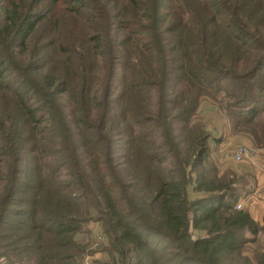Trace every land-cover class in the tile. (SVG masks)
I'll return each instance as SVG.
<instances>
[{
  "label": "trees",
  "instance_id": "obj_1",
  "mask_svg": "<svg viewBox=\"0 0 264 264\" xmlns=\"http://www.w3.org/2000/svg\"><path fill=\"white\" fill-rule=\"evenodd\" d=\"M222 133L264 149V0H0V264H264Z\"/></svg>",
  "mask_w": 264,
  "mask_h": 264
},
{
  "label": "rangeland",
  "instance_id": "obj_2",
  "mask_svg": "<svg viewBox=\"0 0 264 264\" xmlns=\"http://www.w3.org/2000/svg\"><path fill=\"white\" fill-rule=\"evenodd\" d=\"M222 141L219 144L213 145L211 149L210 158L219 168L220 172H232L238 177L248 178L247 184H253L255 190L246 201H240L241 205H246L254 218L259 219L264 214V149L258 148L257 145L248 142L247 139H238L236 137H231L226 135V133L221 134ZM248 142V143H246ZM238 144H250L252 148H256L254 157L243 163L234 162L230 155L232 148ZM259 180H261L259 182ZM256 184V185H255ZM89 228L93 231L92 236L96 241L94 247H99L100 243L105 242L104 237L101 236L100 225L96 222H91ZM105 244V243H103ZM88 260L92 264H101L106 260L104 253L96 251L89 255Z\"/></svg>",
  "mask_w": 264,
  "mask_h": 264
},
{
  "label": "built area",
  "instance_id": "obj_3",
  "mask_svg": "<svg viewBox=\"0 0 264 264\" xmlns=\"http://www.w3.org/2000/svg\"><path fill=\"white\" fill-rule=\"evenodd\" d=\"M255 151H256V148H252L250 144L248 145L238 144L232 148L230 157L236 163H243L245 161L252 159L254 157ZM240 207H241V204L237 203L236 208L238 209ZM88 258H89V255H86L84 257L83 264H92L90 263Z\"/></svg>",
  "mask_w": 264,
  "mask_h": 264
},
{
  "label": "crops",
  "instance_id": "obj_4",
  "mask_svg": "<svg viewBox=\"0 0 264 264\" xmlns=\"http://www.w3.org/2000/svg\"><path fill=\"white\" fill-rule=\"evenodd\" d=\"M246 143H248V142H246ZM261 173H262V174H259L260 176H261V175H264L263 172H261ZM260 181H261V180H259V182H260ZM263 184H264V180H263ZM262 191H264V189H261V192H262Z\"/></svg>",
  "mask_w": 264,
  "mask_h": 264
}]
</instances>
